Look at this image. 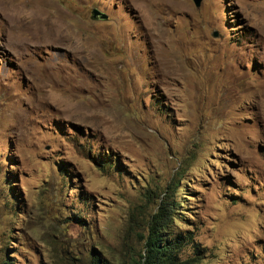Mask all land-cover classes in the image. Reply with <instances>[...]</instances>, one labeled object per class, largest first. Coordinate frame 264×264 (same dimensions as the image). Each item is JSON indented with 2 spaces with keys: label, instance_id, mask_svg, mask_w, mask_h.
<instances>
[{
  "label": "rangeland",
  "instance_id": "374dc122",
  "mask_svg": "<svg viewBox=\"0 0 264 264\" xmlns=\"http://www.w3.org/2000/svg\"><path fill=\"white\" fill-rule=\"evenodd\" d=\"M162 199L264 264V0H0V264H130Z\"/></svg>",
  "mask_w": 264,
  "mask_h": 264
},
{
  "label": "trees",
  "instance_id": "16d2710c",
  "mask_svg": "<svg viewBox=\"0 0 264 264\" xmlns=\"http://www.w3.org/2000/svg\"><path fill=\"white\" fill-rule=\"evenodd\" d=\"M111 168V165L104 164ZM70 182V181H69ZM67 195V193H65ZM174 196V195H173ZM184 200L180 201L183 203ZM174 200L162 199L157 206L156 211L152 215V219L148 222V229L145 235H142L143 248L138 256H132L130 264H184L179 261L177 251L184 244V237L171 236L170 230L175 214ZM19 212V211H18ZM76 214H78L76 212ZM76 221H81L82 217L79 214L73 218ZM93 264H103L100 257L91 259Z\"/></svg>",
  "mask_w": 264,
  "mask_h": 264
},
{
  "label": "water",
  "instance_id": "95a60500",
  "mask_svg": "<svg viewBox=\"0 0 264 264\" xmlns=\"http://www.w3.org/2000/svg\"><path fill=\"white\" fill-rule=\"evenodd\" d=\"M201 1L202 0H193L196 7H198L200 5ZM91 18L92 19H107L108 16L106 13H103V12L99 11L98 9L93 8L91 10Z\"/></svg>",
  "mask_w": 264,
  "mask_h": 264
}]
</instances>
